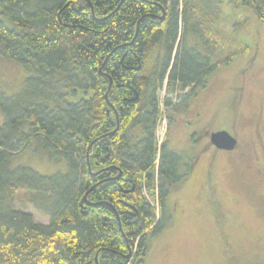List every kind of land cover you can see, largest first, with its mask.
<instances>
[{"label": "trees", "instance_id": "obj_1", "mask_svg": "<svg viewBox=\"0 0 264 264\" xmlns=\"http://www.w3.org/2000/svg\"><path fill=\"white\" fill-rule=\"evenodd\" d=\"M229 1L254 7L264 23V0ZM219 2L0 1V15L19 28L0 17V43L28 73L20 91L0 94V264H146L149 235L170 222L166 198L184 180L171 150H162L156 169L158 97L165 79L170 93L191 86L188 94H196L219 65L231 63L232 55L213 63L191 42L198 34L213 46L222 40ZM156 48L163 56L142 74ZM58 74L91 96L67 102ZM110 106L120 117L114 135ZM136 126L144 134L133 145L126 131ZM33 144L64 159L67 170L45 175L14 167V157ZM22 190L49 224L13 206Z\"/></svg>", "mask_w": 264, "mask_h": 264}, {"label": "rangeland", "instance_id": "obj_2", "mask_svg": "<svg viewBox=\"0 0 264 264\" xmlns=\"http://www.w3.org/2000/svg\"><path fill=\"white\" fill-rule=\"evenodd\" d=\"M219 1L221 22L217 30L222 40L213 46L204 43L198 34L191 36V42L213 63L231 55L232 61L219 65L209 76L206 88L198 89L197 94L188 95L191 86L184 92L170 93L165 79L158 97L163 118L156 137L161 144L164 138L177 137L181 143L186 121H192L199 113V129L211 119L208 129L229 131L240 147L233 151L216 148L211 153L215 156L214 165L207 175L200 167L189 173L187 158L180 162L188 171L166 198L165 215L170 222L158 234L149 235L146 264H264V23L252 6ZM0 17L9 28L19 29L10 18ZM244 47L249 49L245 51ZM4 49L0 43V94L13 95L21 90L28 73ZM158 49L142 74H148L163 56ZM69 80L63 74L56 75L67 102L91 96L92 90L82 94L78 83ZM73 88L78 93L73 94ZM168 96L171 104L166 107L163 100ZM169 116L174 118L173 128L168 127L172 122ZM4 121L0 111V125ZM133 133L139 134L135 130ZM19 165L45 175L67 170L64 159H51L47 152H39L35 144L14 157L13 166ZM30 195L31 192L19 191L13 206L31 213L35 222L49 224V217L32 205ZM152 196L148 195V199L153 203Z\"/></svg>", "mask_w": 264, "mask_h": 264}, {"label": "flooded vegetation", "instance_id": "obj_3", "mask_svg": "<svg viewBox=\"0 0 264 264\" xmlns=\"http://www.w3.org/2000/svg\"><path fill=\"white\" fill-rule=\"evenodd\" d=\"M187 93H189V91ZM192 94L193 93H191V95ZM111 109L114 110L115 108L110 106L107 109L108 115L113 114V113H111V111H112ZM114 113L116 115L117 126L111 132L110 135H114L120 128L119 113L117 114L116 110H114ZM198 114L199 113L196 114L197 117L195 119L193 118L192 121L189 119L188 120L186 119L187 120L186 121V130L183 129L181 143H178L179 137H177V139H175V140L174 139L169 140L168 138H164L162 141V144H161V141L159 142V140L156 137V147L158 150V155L156 157V169H158V167H159L158 165L160 163L161 153H162V150L165 148L167 151L171 150L172 152L176 153L179 156V160H178L177 165H176L178 174L184 176L185 175L184 172L188 171V170H186V168H183L184 164L182 165V167L180 166V164H181L180 162L183 161L185 158H187V159H189V161H188V164H189V171L188 172L189 173L190 172L193 173V172H195V170L198 171L199 170L198 167H200L201 169H203L202 170L203 173H205L207 175L208 170H210L212 168V166L214 165L215 156L213 154V157H212L211 153L214 152V150L216 148H217V150L233 151L234 149H237L240 147L239 141H238L237 147H235L232 150L217 147L212 142V139H211L213 130L208 129V124L210 123L211 119H207L205 125L199 129L197 126V124L199 123ZM169 119H172V122L169 123L170 125H168V127L173 128L175 126V124L173 123L174 118L169 116ZM134 130L139 132V134H137V133L134 134L133 133ZM143 134H144V131H143L142 126L130 127L126 131V135L130 138L133 145H137L140 143L139 141L143 137ZM155 135H156V132H155ZM171 146L174 149H171ZM176 150H180V152L178 153V151H176ZM204 162H206V165L204 164Z\"/></svg>", "mask_w": 264, "mask_h": 264}, {"label": "water", "instance_id": "obj_4", "mask_svg": "<svg viewBox=\"0 0 264 264\" xmlns=\"http://www.w3.org/2000/svg\"><path fill=\"white\" fill-rule=\"evenodd\" d=\"M112 85V82H111ZM111 85L109 88H111ZM212 142L219 148L232 150L238 145V140L228 131L221 130L212 133ZM131 254L128 255L130 257Z\"/></svg>", "mask_w": 264, "mask_h": 264}, {"label": "built area", "instance_id": "obj_5", "mask_svg": "<svg viewBox=\"0 0 264 264\" xmlns=\"http://www.w3.org/2000/svg\"><path fill=\"white\" fill-rule=\"evenodd\" d=\"M165 120H166V118H165Z\"/></svg>", "mask_w": 264, "mask_h": 264}, {"label": "crops", "instance_id": "obj_6", "mask_svg": "<svg viewBox=\"0 0 264 264\" xmlns=\"http://www.w3.org/2000/svg\"><path fill=\"white\" fill-rule=\"evenodd\" d=\"M167 204V203H166ZM149 254V253H148Z\"/></svg>", "mask_w": 264, "mask_h": 264}]
</instances>
